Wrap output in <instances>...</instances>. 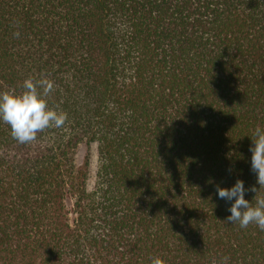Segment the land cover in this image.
<instances>
[{"label":"trees","instance_id":"obj_1","mask_svg":"<svg viewBox=\"0 0 264 264\" xmlns=\"http://www.w3.org/2000/svg\"><path fill=\"white\" fill-rule=\"evenodd\" d=\"M29 78L67 119L23 144L0 121V264H264L217 195L264 197V0H0V92Z\"/></svg>","mask_w":264,"mask_h":264},{"label":"clouds","instance_id":"obj_2","mask_svg":"<svg viewBox=\"0 0 264 264\" xmlns=\"http://www.w3.org/2000/svg\"><path fill=\"white\" fill-rule=\"evenodd\" d=\"M15 35H18L16 33ZM43 90L47 95L53 88V83L41 78L33 82L31 78L23 81L24 91L17 95L10 92H0V121L8 124L11 135L19 143H27L36 139L37 132L49 127L60 128L67 119V114L48 108L46 100L37 91ZM251 171L257 176V183L264 186V128L257 126L252 136ZM232 170L229 169V172ZM253 191L254 186L245 188L244 181L237 179L230 188L217 186V195L226 202H231L227 211L230 213L226 221L238 224L241 229L249 224H255L264 231V197L256 200L255 206L245 199V193ZM227 260V258H224ZM151 264H164L160 257H153Z\"/></svg>","mask_w":264,"mask_h":264},{"label":"rangeland","instance_id":"obj_3","mask_svg":"<svg viewBox=\"0 0 264 264\" xmlns=\"http://www.w3.org/2000/svg\"><path fill=\"white\" fill-rule=\"evenodd\" d=\"M75 160L77 165H82L87 162L88 175H87V188L91 189L94 183V177L98 164V155L96 144H81L77 148L75 154Z\"/></svg>","mask_w":264,"mask_h":264}]
</instances>
